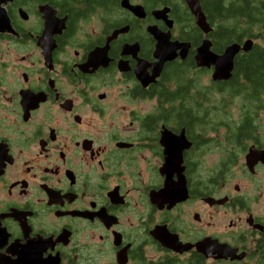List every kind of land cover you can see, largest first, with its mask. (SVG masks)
<instances>
[{"label": "flooded vegetation", "instance_id": "flooded-vegetation-1", "mask_svg": "<svg viewBox=\"0 0 264 264\" xmlns=\"http://www.w3.org/2000/svg\"><path fill=\"white\" fill-rule=\"evenodd\" d=\"M197 1L206 34L185 0H0V264H264V0L218 49Z\"/></svg>", "mask_w": 264, "mask_h": 264}, {"label": "trees", "instance_id": "trees-1", "mask_svg": "<svg viewBox=\"0 0 264 264\" xmlns=\"http://www.w3.org/2000/svg\"><path fill=\"white\" fill-rule=\"evenodd\" d=\"M260 0H202L203 9L207 14V17L211 24L214 26L213 39L214 48L218 49L220 44L239 41L241 39V34L245 33V28L248 21L254 17L255 3ZM228 21L227 24L224 23V28L227 32H223L222 21ZM240 20H244L242 26L240 27ZM259 26H264L263 23H257ZM225 30V29H224ZM254 49H264L256 48ZM264 50L262 53H254L241 59L242 62L238 64L239 70L246 75V80L252 84L250 87L253 95L251 96V101H255L258 97V89L256 83L263 81L262 76L264 75ZM257 86L258 88H260ZM257 93L255 94V92ZM224 101V99H222Z\"/></svg>", "mask_w": 264, "mask_h": 264}, {"label": "water", "instance_id": "water-1", "mask_svg": "<svg viewBox=\"0 0 264 264\" xmlns=\"http://www.w3.org/2000/svg\"><path fill=\"white\" fill-rule=\"evenodd\" d=\"M190 11L195 16V23L200 28L204 34L210 31V26L206 22L205 16L200 8V5L197 0H185ZM158 40L157 48L162 51H170L167 55L162 57V60L165 59H172L174 55V47L169 49L166 43H163L159 35L154 33ZM175 50L176 48L181 49V56H184L185 49L183 48V44L175 43ZM247 46L249 42H245ZM239 50V45L236 43H232L225 48V51L218 55L210 50V41L208 39H204L200 46L196 48L195 60L197 65L202 66H209L210 64L213 65V74L212 77L214 79H226L230 75V71L232 68V58L234 54Z\"/></svg>", "mask_w": 264, "mask_h": 264}]
</instances>
